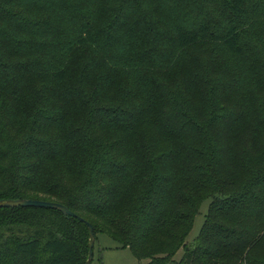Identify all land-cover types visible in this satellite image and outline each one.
Returning <instances> with one entry per match:
<instances>
[{"label": "trees", "instance_id": "16d2710c", "mask_svg": "<svg viewBox=\"0 0 264 264\" xmlns=\"http://www.w3.org/2000/svg\"><path fill=\"white\" fill-rule=\"evenodd\" d=\"M50 1L0 0V200L62 204L148 264H264V0H222L220 23L198 24L187 21L195 0ZM155 36L161 56L213 50L219 66L230 56L241 68L230 90L242 86L246 103L218 104L191 66L178 90L212 100L206 117L183 112L176 90L149 91L150 75L135 81L140 106L103 111L88 54L119 46L139 67ZM82 99L88 114L74 121ZM89 243L87 225L60 211L0 209V264H86Z\"/></svg>", "mask_w": 264, "mask_h": 264}, {"label": "rangeland", "instance_id": "374dc122", "mask_svg": "<svg viewBox=\"0 0 264 264\" xmlns=\"http://www.w3.org/2000/svg\"><path fill=\"white\" fill-rule=\"evenodd\" d=\"M61 0H51L50 3ZM96 1V0H95ZM152 4L153 0H139ZM96 10V5L93 0H89L86 5ZM105 11L111 12L114 9L113 5H107ZM52 11V23L55 28L62 32L66 37H69L73 30V25L69 24L64 19L63 11L58 9ZM119 11V10H118ZM117 11V17L118 15ZM190 16L188 23L198 24L202 20L212 19L214 23H220L223 16L222 0H195L193 7L189 10ZM45 16V15H37ZM35 18V20L37 19ZM96 17L101 29L110 28V25L115 23L114 18L108 13H97ZM114 33V26L111 28ZM168 31V30H166ZM163 36L153 37L150 47L149 63H143L139 67L133 65L127 60L126 52L122 47L115 46L112 48H103L100 51L93 49L88 54V59L92 62V78L98 88L96 101L101 108L117 109L120 106L128 108V106H140V95L145 92L144 88L139 87L135 81L142 76H149V91L155 92V89H161V92L176 90L180 93L175 102L181 104L183 112L198 113L202 117H206L210 113L212 100L206 99L200 95L189 96L185 89L182 92L178 90V86L182 87V83L190 77L186 73L191 69V66H199L202 69L201 78L206 85L218 88L216 100L225 102L229 109L235 110L236 104L243 105L246 103L247 94L243 93L242 86L231 92L229 81L235 79L237 73L240 78L239 64L230 56L225 57L219 66L215 61V53L213 50L208 52L187 51L179 54H170V56H161L165 52V46L160 47L159 43ZM45 38H41L43 40ZM104 39L102 38V41ZM98 63V68L96 67ZM241 79V78H240ZM174 81L175 85L171 83ZM250 85V84H249ZM250 91L253 93V88L250 85ZM183 88V87H182ZM184 95V96H183ZM226 99V100H225ZM76 109H72V117L76 119L85 116L87 106L84 105V99L73 102ZM215 105V104H214ZM216 106V105H215ZM168 106L165 110H169ZM209 202L202 206L200 215L197 216L194 228L188 238L189 243H194L195 239L204 225L208 214ZM184 255V250H180L175 259L180 261ZM92 264H148V261H139L128 248H121L120 244L111 236L104 233L97 235L96 245L94 249V260Z\"/></svg>", "mask_w": 264, "mask_h": 264}, {"label": "water", "instance_id": "95a60500", "mask_svg": "<svg viewBox=\"0 0 264 264\" xmlns=\"http://www.w3.org/2000/svg\"><path fill=\"white\" fill-rule=\"evenodd\" d=\"M13 209V208H45L51 210H57L68 217L78 219L80 222L85 223L89 228L90 232V243H89V257L86 264H92L94 260V249L96 245L95 228L92 224L86 222L84 219L78 217L68 207L54 202L32 200V199H18V200H0V209Z\"/></svg>", "mask_w": 264, "mask_h": 264}]
</instances>
